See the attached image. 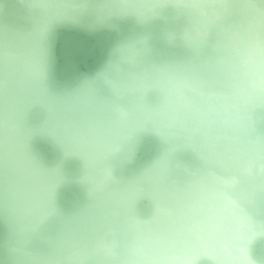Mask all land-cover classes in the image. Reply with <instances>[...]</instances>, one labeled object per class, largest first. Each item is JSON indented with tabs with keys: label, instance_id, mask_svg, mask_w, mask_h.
Masks as SVG:
<instances>
[{
	"label": "clouds",
	"instance_id": "obj_1",
	"mask_svg": "<svg viewBox=\"0 0 264 264\" xmlns=\"http://www.w3.org/2000/svg\"><path fill=\"white\" fill-rule=\"evenodd\" d=\"M116 2L139 24H176L161 39L193 49L196 61L189 76L158 79L147 118L115 107L95 125H58V142L85 154H115L145 132L163 145L139 177L117 187L87 186L81 214L112 217L121 234L123 259H115L116 242L101 244L108 264H264V129H257V114H264V8L258 0ZM238 3L250 7L234 8ZM90 4L96 12L105 7L81 0L85 9ZM148 39L117 46L112 67L133 63ZM34 77L43 82L42 53ZM174 146L195 166L178 170ZM47 178L31 161L23 169L40 205Z\"/></svg>",
	"mask_w": 264,
	"mask_h": 264
},
{
	"label": "water",
	"instance_id": "obj_2",
	"mask_svg": "<svg viewBox=\"0 0 264 264\" xmlns=\"http://www.w3.org/2000/svg\"><path fill=\"white\" fill-rule=\"evenodd\" d=\"M0 0V264H108L102 243L121 234L112 217L84 216L87 186L117 187L139 177L163 149L158 138L141 133L115 154H85L55 138L58 125L97 124L115 107L148 117L153 86L166 74L189 76L196 53L161 39L160 21L139 24L122 15L116 0ZM247 10L250 5L234 4ZM257 8H264L258 0ZM148 36L133 63L112 67L117 46ZM42 53L43 82L34 77ZM264 129V114H257ZM175 149L178 170L197 163ZM31 161L47 170L45 200L37 203L23 179ZM111 173L109 178L107 173Z\"/></svg>",
	"mask_w": 264,
	"mask_h": 264
},
{
	"label": "bare ground",
	"instance_id": "obj_3",
	"mask_svg": "<svg viewBox=\"0 0 264 264\" xmlns=\"http://www.w3.org/2000/svg\"><path fill=\"white\" fill-rule=\"evenodd\" d=\"M243 251V249H241V252Z\"/></svg>",
	"mask_w": 264,
	"mask_h": 264
}]
</instances>
